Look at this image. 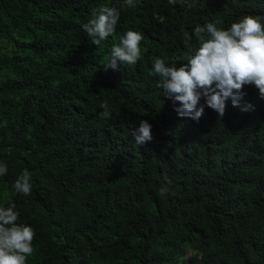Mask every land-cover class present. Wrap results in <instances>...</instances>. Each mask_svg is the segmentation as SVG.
<instances>
[{"label": "trees", "instance_id": "16d2710c", "mask_svg": "<svg viewBox=\"0 0 264 264\" xmlns=\"http://www.w3.org/2000/svg\"><path fill=\"white\" fill-rule=\"evenodd\" d=\"M105 6L120 18L98 46L83 24ZM246 15L264 21V0H0V206L34 229L26 264H264V99L246 84L251 110L229 99L196 121L152 72L187 62L195 27ZM129 30L140 58L106 67ZM141 120L153 139L138 145Z\"/></svg>", "mask_w": 264, "mask_h": 264}, {"label": "clouds", "instance_id": "9594fccd", "mask_svg": "<svg viewBox=\"0 0 264 264\" xmlns=\"http://www.w3.org/2000/svg\"><path fill=\"white\" fill-rule=\"evenodd\" d=\"M176 2L169 0L171 4ZM124 3L129 7L135 6V0H124ZM119 18L118 8L101 7L93 11L92 18L83 24V29L91 42L99 46L115 32ZM193 32L203 42L194 53L186 56V63L177 67L159 57L153 63L152 72L160 77L159 86L164 89L166 97L177 104L179 116L199 121L208 106L223 117L229 99L233 106L249 111L254 107L251 103L241 104L246 84L255 85L260 98L264 99V21L260 17L246 15L233 22L227 30L218 29L215 23H207L195 27ZM205 33L208 39L203 38ZM184 37L192 39L188 32H184ZM142 39L140 32L127 31L120 38V43L112 46L105 66L116 69L121 63L135 64L141 55ZM101 108L102 117L111 116L106 101ZM132 135L138 145L151 141L152 125L147 120H141ZM7 172V164L0 163V176ZM30 180V174L25 169L14 184L15 190L29 195L32 191ZM167 192V187L160 188L161 196ZM15 209V203H10L8 207L0 206V264H26L33 252L34 229L17 223L19 213Z\"/></svg>", "mask_w": 264, "mask_h": 264}]
</instances>
